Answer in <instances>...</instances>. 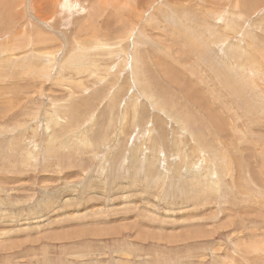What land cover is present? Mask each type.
I'll return each mask as SVG.
<instances>
[{
  "label": "rangeland",
  "instance_id": "1",
  "mask_svg": "<svg viewBox=\"0 0 264 264\" xmlns=\"http://www.w3.org/2000/svg\"><path fill=\"white\" fill-rule=\"evenodd\" d=\"M0 264H264V0H0Z\"/></svg>",
  "mask_w": 264,
  "mask_h": 264
},
{
  "label": "bare ground",
  "instance_id": "2",
  "mask_svg": "<svg viewBox=\"0 0 264 264\" xmlns=\"http://www.w3.org/2000/svg\"><path fill=\"white\" fill-rule=\"evenodd\" d=\"M85 70V69H84ZM171 74V73H170ZM174 75V74H173ZM168 78V77H167ZM171 78V77H170ZM187 85V84H186ZM184 86V85H183ZM181 88V87H180ZM185 88V87H184ZM183 89V88H182ZM186 89H184V91H185ZM179 91V90H178ZM181 91H183V90H181ZM183 94V93H182ZM180 96V95H179ZM186 96V95H185ZM182 97V96H181ZM188 97H189V95H188ZM198 97V96H197ZM191 100H194V99H192V96H191V98H190ZM186 113V112H185ZM188 118V117H187Z\"/></svg>",
  "mask_w": 264,
  "mask_h": 264
}]
</instances>
